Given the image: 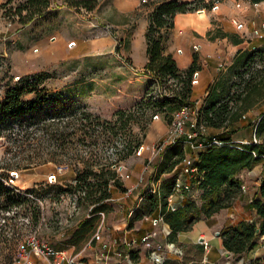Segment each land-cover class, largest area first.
Returning a JSON list of instances; mask_svg holds the SVG:
<instances>
[{"label": "rangeland", "instance_id": "1", "mask_svg": "<svg viewBox=\"0 0 264 264\" xmlns=\"http://www.w3.org/2000/svg\"><path fill=\"white\" fill-rule=\"evenodd\" d=\"M7 1L0 0V106L5 100L7 92L18 83L20 78L45 73L38 72L39 61L32 63L28 56L30 52L38 54V49L33 51L13 49L12 40L9 38L13 30L11 25L18 24L15 27H20L19 17L15 14L9 19L4 16V13L12 8L11 13L9 11L8 13L14 14L15 8L25 0H12V4L8 5L6 9H2L1 7ZM78 1L82 0H52L53 9L58 11L60 6H69L72 2ZM86 1H89V6L94 8L77 7L78 13L90 17L89 21L92 20L96 25L100 24L104 27V35L108 32L113 34L117 31L115 27L110 26L111 23L119 20V17L115 14V3L116 1L128 2L129 0ZM136 1L140 3L139 10L131 12L125 19L129 33L125 42L124 40L119 42L118 37L116 38L118 47L126 45L129 48L133 39V32L146 19V16L150 15L149 11L152 12L157 5L169 0ZM178 1L193 2L196 0ZM212 1L214 2L213 6L218 4L219 7L223 2V0ZM235 5H241L237 7L243 8L241 3ZM217 11L213 10V7L208 10L202 9L200 6L194 14H196V17L212 20V24L215 26L213 20ZM93 27V30L98 32L99 27ZM214 29L219 31L216 32L217 36L227 34L228 40L231 42H234L235 36H238L236 30H233L234 26L233 28L215 27ZM95 37H98V35H95ZM231 61L232 59L223 60V63L227 64L225 67L227 71L225 70L224 76L229 74V68L234 63H231ZM127 62L130 64L131 60L128 58ZM53 65L49 69L50 72L47 73L49 78H45L40 82L39 89H45L47 93L62 92L66 96L74 98L78 103L77 107L88 110L93 116L87 117L81 111H77L61 115L55 123L48 117L39 123H31L25 126L0 125V173L4 175L3 180L6 185L15 187L17 193H21L28 200V204L23 209L14 208L9 212L0 209V264H25L27 253L32 249L30 241H32L35 231H37L36 241L60 251L59 247L65 241L67 242L64 237L59 236L61 232L70 233L80 219L90 214V207L84 201L81 202L78 196L71 194L69 191L67 192L68 185L74 183L76 172L82 169L84 165L87 163L106 165L111 166V169L114 166H121L123 170L119 173L120 177L121 175H129L130 178L131 175L128 180H120L123 189L113 186V196L117 198L125 194L126 187L124 185L126 181H139L143 178L142 184H149L150 176L154 172L151 174V171L153 168L155 169L156 163L164 153L157 154L155 149L169 138L168 131L176 107L174 110L165 108L158 111L139 110L138 105L149 103L150 99H153L152 97H155L154 101L157 98L171 97L176 89V85L173 84L172 80L161 86L156 83V79L151 73L144 70L139 72L129 71L124 76L125 79L120 81L119 72H111L108 69V60L105 58L92 62H60ZM256 67L260 69L264 67V64L256 65ZM28 70H32V73L25 74ZM92 78H95L96 81L93 82ZM261 92L263 96L258 101L256 100L255 105L243 116L242 123L238 125L239 127L241 125L248 126L258 120L260 113L264 110V87ZM94 95H96V98H94ZM107 97L116 99V110L107 108L108 102L105 103ZM33 98H35L34 93L26 94L22 97V100L29 101ZM94 99H99L96 100L95 105L101 106V113L89 109ZM196 103L197 101H193L190 105L195 112L196 109L199 111ZM194 115L195 113H193ZM156 116H159V118H156ZM96 117H100L101 121L95 119ZM121 117H123V120L120 119ZM128 117L133 119L130 123L126 122ZM99 123H101V126H98ZM191 125H193V120L187 126L188 133L194 130L193 128L192 131L189 130ZM243 130L244 128L236 130L233 138L240 139V142L244 144H250V141L259 143V140L255 136L253 137L250 129L246 132H242ZM223 132L230 133L228 130L207 129L205 136L208 140L210 137ZM186 137L180 139L183 145H187L185 141L191 142V139L189 140ZM138 143L141 146L138 149L136 148L131 156L124 159L128 153L127 147L134 149ZM174 144H171V146ZM142 147H144L143 150H141ZM185 158L195 159L190 154H185ZM183 161L173 172L176 177L182 173ZM260 163L262 165L255 174H248L247 177L243 176V172L247 173L254 170ZM260 163L252 170L243 171L241 173L242 177L241 174L239 175L241 181L245 180V185H243V182L242 185L246 188L245 194H247V197L240 201L236 200L234 202L236 205H232L229 211L224 209V213L231 215V219L242 218L244 221L253 222L258 218L257 212L250 204L252 203L251 200L258 193L260 194V184L262 185L263 182L264 159ZM14 173H17V176ZM53 175L58 178V182L57 180H49V177ZM123 179L127 178L123 177ZM55 184L61 185L65 191L58 194L50 187ZM152 188L154 189L155 186ZM188 197L199 199L197 193L195 196L193 193L186 194L184 198ZM124 198L126 199V197ZM249 200L250 202H248ZM115 202L114 205L121 206L119 200ZM121 202L127 208L126 210H129L128 208H132L134 200L130 201V197H128L126 200H121ZM36 205L40 206L42 215L40 222L34 225L32 214ZM141 207L145 212L144 216L151 213V204L148 201L141 203ZM241 210L245 211L244 215H242ZM246 214H249V216L245 218ZM107 238H109V234ZM131 238L137 237L131 233L128 240H131ZM113 245L114 251L123 250V248L120 249L119 245ZM261 245L262 242L259 239L258 246ZM261 249L264 250V248ZM37 257L34 253L30 255V259L36 264L37 262L34 259ZM241 259V257L235 256L232 264H241ZM50 260V264L55 261V259ZM261 264H264V260Z\"/></svg>", "mask_w": 264, "mask_h": 264}, {"label": "trees", "instance_id": "2", "mask_svg": "<svg viewBox=\"0 0 264 264\" xmlns=\"http://www.w3.org/2000/svg\"><path fill=\"white\" fill-rule=\"evenodd\" d=\"M248 1L253 5L264 2V0ZM89 3L82 0L72 2L69 6L94 8L89 6ZM10 4L12 0H8L1 8L6 9ZM213 4L212 0L193 2L169 0L157 5L150 13L146 33L148 63L145 71L151 73L156 83L161 86L172 80L176 89L171 97L157 98L155 101V97H152L149 103H141L138 105L139 110L161 111L165 108L174 110L176 107L175 111H177L192 105V80L195 72L199 70L198 56L194 55L192 65L187 70L181 71L173 56L164 53L165 33L175 27V17L178 14L194 13L200 6L209 10ZM8 11L11 13L12 8ZM8 11L4 16L11 19L16 14L22 26L42 19L54 21L57 13L53 9L52 0H25L15 8L14 14H9ZM226 36L228 37L227 34H223L221 37ZM233 41L239 42L237 39ZM263 49L240 51L229 68V74L221 76L215 85L209 87L207 103L199 109L198 125L204 123L209 129L230 132L210 137L205 144L206 152L197 159L199 180L195 189L199 191V199L188 197L178 210L168 209V198L173 194L177 178L173 172L185 156L182 141L168 146L155 165L151 176L152 183L157 184L162 176L169 174L172 176L161 183L159 197L156 195L157 192H150V188L143 194L142 201L151 204V212L160 206L163 220L171 228V239L179 233L191 230L200 220L211 219L220 211L232 207L243 193L239 175L243 171L254 169L264 159V110L255 123L238 126L242 123L243 116L255 105L256 100L263 96L261 91L264 87V67L260 69L256 67L264 64ZM45 78H49L47 73L28 75L19 79L18 83L7 92L0 106V125L12 124L19 127L39 123L48 117L55 123L61 115L77 111H81L87 117L93 116L88 110L77 107V101L62 92L47 93L45 89L40 90V82ZM33 93L35 98L29 101L22 100L24 95ZM95 119L101 121L100 117ZM120 119L123 120V117ZM127 119L128 123L133 120L130 117ZM98 126H101V123ZM245 127L252 131L253 137L255 136L259 143L250 141V144H244L233 138L236 130ZM140 146L141 144L138 143L134 149L127 147L128 153L124 159L131 156ZM3 176L0 173V209L4 212L14 208L23 209L28 204V200L21 193H17L15 187L6 185ZM111 185L123 189L118 173L111 169V166L87 163L76 172L74 183L68 185L67 192L78 196L81 202L84 201L91 208L89 214L91 218L83 220L70 232L67 246L78 249L82 242L87 241L94 234L101 213L111 211L109 203L113 198ZM50 187L58 194L65 191L59 184ZM260 195L264 199V180L260 187ZM250 205L257 212L258 218L255 221L242 220L223 229L220 234L224 248L237 257H242L255 249L259 239L264 235V202L257 199ZM32 215L33 223L37 225L42 215L40 206L36 205L33 208ZM129 226L131 227L132 223ZM262 260L264 259L258 258L249 264H261Z\"/></svg>", "mask_w": 264, "mask_h": 264}, {"label": "crops", "instance_id": "3", "mask_svg": "<svg viewBox=\"0 0 264 264\" xmlns=\"http://www.w3.org/2000/svg\"><path fill=\"white\" fill-rule=\"evenodd\" d=\"M236 3H241L243 8H238L235 5ZM139 6L140 3L136 0H129L128 2L116 1L115 14L119 17V20L110 24L111 27H115L117 30L113 34L108 32V34L104 35V27L100 24L96 25L92 20L89 21L90 17L78 13L77 7L62 5L56 11L54 21L42 19L39 22L34 21L25 26L19 25L20 27L18 28L15 27L18 24L11 25L13 30L9 38L12 40L13 49H29V51L38 49V54L30 52L28 55L32 63L39 61L38 72L49 73V69L54 66V63L57 65L60 62H92L105 58L108 60V69L111 72H119L121 81L125 79L124 76L129 71H144L148 63L146 33L149 26V15L133 32V39L129 48L126 45L118 47L116 39L118 37L119 42L123 40L125 42L129 33L125 19L131 12L139 10ZM233 21L241 24L242 28L236 27ZM213 23H215V26H213L212 20L196 17L194 13L178 14L175 17V27L165 33L164 53L165 55L173 56L181 71L187 70L192 65L194 55L198 56L199 70L196 71L198 72V84L193 87L191 99L192 102L197 101L196 106H198V109H201L207 103L209 87L215 85L227 71V68H225L227 64H224L223 60L232 59L231 63H233L240 51L263 48L264 39H256L255 33L257 31L264 32L262 28L264 24V2L253 5L248 0H223ZM93 26L99 27L98 32L93 30ZM233 26V30H236L238 35L235 36V39L239 40L238 43L229 41L227 36L216 35V32L219 31L215 30V27L233 28ZM95 35H98V37H95ZM71 42H75V45L69 47ZM195 46L200 48L199 52H195ZM128 58L131 60L130 64L127 62ZM221 64H224L223 68H220ZM31 71L28 70L25 74H31ZM92 81L95 82L96 79L92 78ZM94 98H96V95H94ZM107 98L105 99V103L108 102L107 108L116 110V99L114 97ZM96 100L99 99H94L89 109L93 112L101 113V106L95 105ZM189 130L192 131V125ZM248 130L249 128L245 127L242 132ZM186 138L190 140L189 137ZM236 141H240V139ZM183 149L186 155L190 154L194 158H199L207 150L206 146L192 150L189 145H183ZM261 165L262 163L250 172H243V176L247 177L246 175L248 174H255ZM153 171L154 168L151 174ZM151 176L147 185H145L146 183L139 184L140 180L125 182L124 186L126 189L132 190L130 196V201L134 200L132 208L126 210L127 208L122 204L121 200L127 199L124 198V194L117 198L113 196L109 201L110 205H112L111 211L105 213L104 216L101 215L94 234L87 241L82 242L78 249L73 246H67L65 241L59 247L60 252H64L68 257L72 256L78 260H84L88 264H118V261H107L105 263L97 261L101 245L98 242H94L92 245H89V243L92 237L101 230L106 241L112 243L108 252L109 255L114 253L113 244L115 241L119 243L120 249L123 248L120 251H125L126 247L122 245V240L131 237V233L137 237L131 238V240L137 242L130 254L134 264H155L149 257L150 252L145 248L144 244L146 241H151L154 245L162 244L164 246V264H232L235 255L224 248L220 234L223 229L233 226L244 219H231V215H227L222 210L221 213L211 219L200 220L191 230L179 233L174 239H171V228L162 220L160 206H157L153 212L144 216L145 212L142 210L141 203L145 202L142 201L143 194L148 189H152L153 186H155L156 195L159 197L161 183L172 176V174L162 176L157 184L150 183ZM240 176L242 177V174ZM262 178L264 180V174ZM242 182L245 185V180ZM193 195H196L195 188ZM153 196L156 197L155 195ZM197 196H199V193ZM246 197L247 194L244 192L237 200L240 201L241 199H246ZM257 199L264 202L259 193L250 200ZM117 200H119L121 206L117 207V205H114ZM173 201L179 202L180 198L175 196ZM90 210L91 208L89 212ZM225 210L229 211V209ZM244 212L241 210L242 215H244ZM248 216L249 214H246L245 218ZM87 218H91V216L88 214V216L80 219L72 230ZM130 223H132L131 227L129 226ZM108 234L110 239L107 238ZM69 235V232H61L59 236L68 240ZM200 239H205L209 242L208 249H205L199 242ZM170 245L174 246L169 247ZM261 248L262 246H257L243 255L240 263L249 264L258 258H264V250ZM227 253H230L229 257L226 256ZM37 258L34 259L37 264H50L51 260L43 257Z\"/></svg>", "mask_w": 264, "mask_h": 264}, {"label": "built area", "instance_id": "4", "mask_svg": "<svg viewBox=\"0 0 264 264\" xmlns=\"http://www.w3.org/2000/svg\"><path fill=\"white\" fill-rule=\"evenodd\" d=\"M237 6L240 7L241 5H237ZM219 8L220 7L218 4L213 6V10L217 11L219 10ZM233 24L238 28H242V25L236 21H233ZM262 28L264 29V24L262 25ZM255 38L264 39V32L257 31L255 33ZM73 45H75V42H71L69 44V47H72ZM194 50L195 52H198L199 47L195 46ZM223 67L224 65L221 64L220 68H223ZM197 84H198V72H195L193 76V80H192V85L196 86ZM158 87L160 88L159 84H158ZM193 113H195L194 116H193ZM172 117L173 119L169 127V131H168L169 138L167 141H165L164 143H162L155 149L157 154L163 153L168 146L179 142L180 139H183L184 136H187L191 139L190 140L191 142L185 141V143L189 145L192 150H195L206 144L207 137L205 136V132L209 128L205 126L204 123H201L200 125H198L199 111H197V109L195 112L193 107L185 106L181 108L180 110L175 111ZM156 118H159V116H156ZM192 120H193L192 128L194 130L191 133H188L186 129ZM214 143H216V141H214ZM143 148L144 147H142L141 150H143ZM197 159L198 158H195V159L185 158L184 159L182 163L184 164L182 173L176 178L175 185L173 188V194L168 198V209L169 210L171 211L178 210L182 206L184 199H185L184 197L186 196V194L193 193V190L199 180V171L196 165ZM113 170H115L119 175V173L122 172L123 168L121 166L120 167L114 166ZM123 177L127 179H123ZM128 178H129V175H125V176L121 175L120 180L125 181V180H128ZM49 180L50 181L57 180V177L54 175L50 176ZM142 183H143V178H141L139 184H142ZM110 187L113 188L112 185ZM242 190L243 192H245L246 188L242 186ZM150 192L156 193L157 190L155 188L154 189L152 188L150 189ZM131 193H132V190L126 189L124 197L126 198L130 197ZM196 193L198 194L199 191L196 190ZM175 196H178L180 198L179 202L173 201V198ZM101 215L104 216L105 213L102 212ZM162 220H163V216H162ZM36 235H37V231H35L31 239L32 241H30L31 242L30 244H32V249L30 250V252L27 253V259H26L25 264H36L30 259V255L32 253H34L38 257H43L48 260L55 259V261L51 264H88L84 260H78L76 257H72V256L68 257L64 254V252H60L58 250H55L52 247H49L44 244H40L38 241H36ZM260 240L262 242L261 246L262 248H264V235L260 238ZM94 242H98L101 245L100 253L97 255L98 262L105 263L107 261H118V264H134L130 254L133 251L132 249H134L137 243L135 240H128L127 238H124L122 240V245L126 247V250L125 251H120V250L114 251L113 255H109L108 253L112 243H108L106 241L104 233L101 230L98 231L92 237L89 245H92ZM116 242L117 241H115L114 244L118 246V243ZM201 244L204 246L205 249H208L209 247L208 241L204 239L201 242ZM144 245H145V248L150 252L149 254L150 259L154 261L155 264H164L165 259L163 257V251L165 250V248L162 244L154 245L151 241H146ZM173 246L174 245H170L169 247H173ZM180 253L182 252L180 251Z\"/></svg>", "mask_w": 264, "mask_h": 264}, {"label": "water", "instance_id": "5", "mask_svg": "<svg viewBox=\"0 0 264 264\" xmlns=\"http://www.w3.org/2000/svg\"><path fill=\"white\" fill-rule=\"evenodd\" d=\"M14 175L17 176V173H14ZM218 235H219V233H218ZM202 241H203V239L200 240V242H202ZM226 256L229 257L230 253H227Z\"/></svg>", "mask_w": 264, "mask_h": 264}]
</instances>
